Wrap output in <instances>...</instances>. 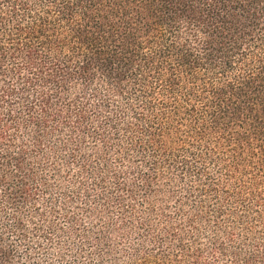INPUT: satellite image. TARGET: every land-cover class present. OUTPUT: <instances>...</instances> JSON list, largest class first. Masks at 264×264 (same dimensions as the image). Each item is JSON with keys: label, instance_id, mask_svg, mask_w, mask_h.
<instances>
[{"label": "trees", "instance_id": "trees-1", "mask_svg": "<svg viewBox=\"0 0 264 264\" xmlns=\"http://www.w3.org/2000/svg\"><path fill=\"white\" fill-rule=\"evenodd\" d=\"M0 264H264V0H0Z\"/></svg>", "mask_w": 264, "mask_h": 264}]
</instances>
